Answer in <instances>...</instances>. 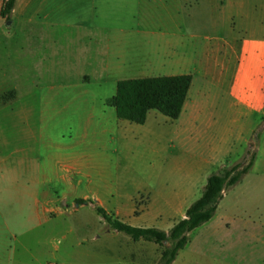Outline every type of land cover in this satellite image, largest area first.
<instances>
[{
    "label": "rangeland",
    "instance_id": "1",
    "mask_svg": "<svg viewBox=\"0 0 264 264\" xmlns=\"http://www.w3.org/2000/svg\"><path fill=\"white\" fill-rule=\"evenodd\" d=\"M39 1L20 21L11 23L17 17L13 14L9 20L0 18V158L33 144L38 156L73 155L80 161L85 156L91 164L74 173L70 189L50 187L67 197L50 207L41 225L32 222V203L20 207L14 190L4 199L0 264H159L163 247L114 231L95 207L133 227L168 232L186 213L171 217L166 203L191 173L179 166L208 161L216 164L213 173L244 166L252 155L251 169L226 190L215 216L189 234L172 264H264V113L246 119L239 107L225 111L226 90L216 94L203 86L211 80L204 81L197 47L189 70L200 79L201 92L215 97V108L209 110L211 121L201 117V126L210 127L204 126L198 143L183 154L173 140L179 120L157 111L149 112L144 125L118 120L103 103L115 94L112 77L84 81L68 63V46H74L71 28L54 25L100 17L123 19L125 28L140 21V29H154L149 20L159 24L163 10L124 0H91L96 11L88 0ZM204 36L194 44L199 46ZM242 37L235 34V45ZM138 74L130 70L121 78L138 79ZM76 199L89 202L78 205Z\"/></svg>",
    "mask_w": 264,
    "mask_h": 264
},
{
    "label": "crops",
    "instance_id": "2",
    "mask_svg": "<svg viewBox=\"0 0 264 264\" xmlns=\"http://www.w3.org/2000/svg\"><path fill=\"white\" fill-rule=\"evenodd\" d=\"M33 1L40 5L39 0H17L11 13L17 17L11 23L20 21L22 13ZM132 2L135 7L146 3V7L163 10L165 15L159 19V24L149 20L156 28L145 30L140 29V21L135 28H125L123 19L118 23L100 17L54 23L55 26L71 28L69 36L74 46H68V63L77 69L76 73L84 81L112 77L116 89V83L123 80L121 75L130 70L138 72L140 78L192 75L186 101L177 119L180 126L173 138L183 154H188L193 144L198 143L202 128L210 127L206 123L201 126V117L211 121L213 116L209 110L215 108V97L201 92L200 79L189 70L192 58L197 55V47L201 48L204 81L207 77L211 80L203 86L216 94L226 90L225 111L239 107L246 119L254 113H264V0L123 1L126 5H133ZM88 3L96 11L95 3L91 0ZM2 4L3 0H0V9ZM41 23L45 25V21ZM204 33L207 36L199 46L194 44ZM213 33L224 35L220 38ZM236 33L243 35L238 46L235 45ZM81 40L84 41L82 44ZM142 41L145 43L143 47L139 46ZM111 97L103 101L110 108L106 102ZM32 145L0 158V204L14 190L20 207L32 203V222L38 226L43 219H48L50 207L61 197H67L65 193L58 196L50 187L60 184L70 189L74 173L91 162L85 156L83 161L76 160L73 155L38 156ZM182 165L179 166L182 170L191 173L186 177L187 184L182 181L176 185L166 200L173 213L171 217L181 215L200 196L208 176L216 167L208 161L199 165Z\"/></svg>",
    "mask_w": 264,
    "mask_h": 264
},
{
    "label": "trees",
    "instance_id": "3",
    "mask_svg": "<svg viewBox=\"0 0 264 264\" xmlns=\"http://www.w3.org/2000/svg\"><path fill=\"white\" fill-rule=\"evenodd\" d=\"M16 1L3 0L0 9L2 19L9 20ZM191 81L192 75L119 80L115 94L106 104L114 109L118 120L137 125L145 124L150 111H157L175 121L182 112ZM253 161L254 155L244 166L222 167L219 171L211 173L200 196L186 210L185 218L168 232L153 227H133L112 218L101 207H95V211L114 231L127 235L134 242H152L163 247L159 264H172L178 252L188 244L189 234L213 218L226 190L235 186L248 173ZM87 202L89 201L82 199L75 201L78 205Z\"/></svg>",
    "mask_w": 264,
    "mask_h": 264
}]
</instances>
